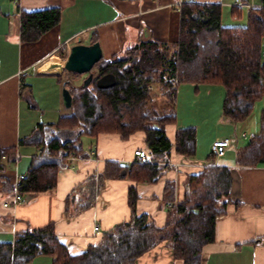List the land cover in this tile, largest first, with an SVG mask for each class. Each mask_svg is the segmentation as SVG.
Here are the masks:
<instances>
[{"label": "trees", "instance_id": "16d2710c", "mask_svg": "<svg viewBox=\"0 0 264 264\" xmlns=\"http://www.w3.org/2000/svg\"><path fill=\"white\" fill-rule=\"evenodd\" d=\"M240 7L232 6L237 17ZM60 8L50 6L20 11V39L35 41L56 25ZM264 34V6H252L242 24H224L218 3L184 2L180 5L179 34L175 42L144 40L108 57L101 56L93 68L95 75L81 84L58 75L71 94L69 112L54 122H39L19 143L35 145L25 177L17 185L23 195L36 194L55 186L57 171L68 165L70 154L91 155L82 146L81 136L95 138L100 133H114L122 139L142 133L149 157L135 158L128 164L106 161L104 169L92 172L68 193L64 216L72 217L95 201L106 178H127L126 200L129 219L105 230L98 243L70 253L58 239L53 222L26 228L13 240H0V264H28L37 255H50L51 264H134L135 259L161 241H166L173 257L181 264H201L202 247L214 238L216 218L226 212L234 200L230 194V168L206 164L189 173L182 181V197L174 200V181L165 180L162 200L166 220L158 226L145 212H136V184L154 182L169 165L170 151L191 156L196 138L193 126H177L173 140L166 133L175 124L173 103L180 83L221 84L224 98L221 115L232 122L244 119L256 99L264 97V64L261 39ZM92 32L88 43L97 41ZM64 57V54H63ZM114 75L110 85L98 86L97 79ZM73 76L80 75L70 72ZM169 106H172L169 108ZM169 108L168 111L164 108ZM260 127L235 152L238 166L264 163V105ZM14 147H0L7 158L0 169L12 162ZM208 162L214 159L210 153ZM7 192L14 190L1 177Z\"/></svg>", "mask_w": 264, "mask_h": 264}, {"label": "crops", "instance_id": "0c3cea01", "mask_svg": "<svg viewBox=\"0 0 264 264\" xmlns=\"http://www.w3.org/2000/svg\"><path fill=\"white\" fill-rule=\"evenodd\" d=\"M178 0H0V147H14L19 157L0 169V240H13L19 230L53 222L58 239L70 253L84 250L99 242L102 233L113 225L129 219L127 188L132 183L127 178H106L104 186L89 207L72 217L64 216L66 196L78 183L92 172L104 169L105 162L128 164L137 156L135 149H143L149 157L143 134L137 133L122 139L114 133H100L90 137L88 147L91 155L79 157L74 165L60 167L54 187L31 195H23L19 204L6 206L5 200L12 192L4 189L1 177L14 185L16 175L25 173L32 156L39 149L32 144L19 143L39 122H54L69 107L62 103V82L58 74L36 71L43 61L64 60L69 47L80 40L88 43L95 32L102 56L119 53L144 40L175 42L179 34L180 5ZM264 0H243L244 5H234L233 0H196L198 3H218L222 20L226 15L232 24H242L248 8L260 6ZM50 6L60 8L59 22L35 41L20 39V11ZM238 6L241 12L232 16L230 9ZM65 42L68 48L60 47ZM64 54V57H63ZM64 71L63 79L76 80L77 76ZM177 86L176 94L184 89ZM214 84L193 85L194 92L210 93ZM191 87V86H190ZM221 94V89L218 90ZM218 122L225 130L208 137L209 146L216 138L239 136L244 132L242 122H232L221 114ZM175 124L166 126L168 137L173 140ZM232 130V131H231ZM256 132V131H255ZM244 138H239L241 141ZM82 141V140H81ZM243 143V142H242ZM191 156L170 151L169 165L154 182L136 184V212H145L158 226L166 220V208L162 200L165 180L174 181V202L182 197V181L189 173L200 171L208 162L198 150ZM235 144V145H237ZM235 145L229 146L233 148ZM238 148H236L237 150ZM13 151V152H14ZM225 153L219 158L230 168V194L240 203L230 202L226 212L216 218L214 238L202 247L201 264H264V163L254 166H238L235 153ZM236 152V151H235ZM5 159L0 158V163ZM219 164V165H223ZM216 165V164H215ZM98 225V229L94 226ZM50 255H37L28 264H51ZM134 264H181L174 258L166 241H161L135 259Z\"/></svg>", "mask_w": 264, "mask_h": 264}, {"label": "rangeland", "instance_id": "374dc122", "mask_svg": "<svg viewBox=\"0 0 264 264\" xmlns=\"http://www.w3.org/2000/svg\"><path fill=\"white\" fill-rule=\"evenodd\" d=\"M223 23L232 24L234 22L228 20L226 15H224ZM241 23H243V21H241ZM95 73V69L92 68L89 72L78 75L77 79L73 80L72 82L76 85L81 84L90 75H95ZM204 84L205 83H200L198 85L203 86ZM182 85L188 86L189 90L182 89L178 93V95L176 94V99L173 103V107L176 113V122L178 124L177 126H193L195 128L196 144L198 139L200 142V145H197L198 150L200 151L201 149V151H203L202 158H204L205 155L210 154V148L206 145L208 137L223 132L226 129L223 123H219L217 120V117L221 114V106L224 98V88L221 84H214L211 85L214 86L212 87V91L210 93H205V91L194 92L192 89L194 84L192 83H183ZM219 88L221 89V94H219L218 92ZM263 105L264 97L256 99L250 113L244 119L237 121V123L242 122L244 130L247 131V137L239 141V143L233 148L228 147L227 154L230 153V151L232 153V150L235 153L236 148H240L244 143L247 142L248 137L251 135V133H256L259 130V117ZM170 107L172 106H169V108ZM169 108L167 107L164 109L168 111ZM90 139L91 138L87 135L81 136L84 147H88L87 141H90ZM210 162L216 165L223 164L222 160L219 157H214V159Z\"/></svg>", "mask_w": 264, "mask_h": 264}, {"label": "water", "instance_id": "95a60500", "mask_svg": "<svg viewBox=\"0 0 264 264\" xmlns=\"http://www.w3.org/2000/svg\"><path fill=\"white\" fill-rule=\"evenodd\" d=\"M101 56L102 52L98 41L84 43L78 40L69 47L64 60H45L37 66L36 71L58 75H61L64 71L82 74L89 72ZM91 76L87 79H90ZM113 81L114 75L107 73L100 76L96 83L98 86H106L112 84ZM61 96L63 105L69 107L71 105V94L65 86L62 87Z\"/></svg>", "mask_w": 264, "mask_h": 264}, {"label": "built area", "instance_id": "2783aa9c", "mask_svg": "<svg viewBox=\"0 0 264 264\" xmlns=\"http://www.w3.org/2000/svg\"><path fill=\"white\" fill-rule=\"evenodd\" d=\"M188 1L195 2L196 0H178L177 4L181 5L182 3L188 2ZM232 3L234 5H244L243 4V0H233ZM261 5L264 6V1L262 2ZM60 47H64V48L67 47L68 48V43L65 42ZM261 60H262V63L264 64V34H263L262 39H261ZM246 137H247L246 134L244 132H241L239 136L228 135V136H223L221 138H216L210 144V153L214 157H220V156H222L225 153L226 149L229 146L237 144V141H238L239 138H246ZM90 153H93V151L91 150ZM134 154L140 160L147 159L146 153H145V151L143 149H139V148L135 149L134 150ZM12 157H13L14 160H16L19 157L18 152L14 151L13 154H12ZM0 158L1 159H6L7 155L6 154H1ZM76 158H77V156H75L73 154H70L67 157L68 165L72 167L74 165V160ZM24 177H25V173H18L16 175L15 182H14V185H13V188H14L13 193L11 194L10 198H8L7 200H5L3 202L4 205L9 206V205H12V204H19V203H21L24 200L22 194L17 189V185H18L19 180L24 178ZM94 228L98 229L99 227L96 224L94 226Z\"/></svg>", "mask_w": 264, "mask_h": 264}]
</instances>
